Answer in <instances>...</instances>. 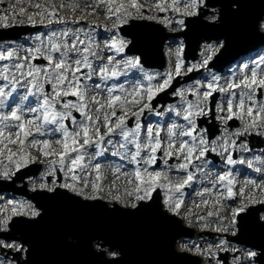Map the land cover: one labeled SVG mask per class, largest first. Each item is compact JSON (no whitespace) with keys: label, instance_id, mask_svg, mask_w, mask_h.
<instances>
[{"label":"snow or ice","instance_id":"6c2138e0","mask_svg":"<svg viewBox=\"0 0 264 264\" xmlns=\"http://www.w3.org/2000/svg\"><path fill=\"white\" fill-rule=\"evenodd\" d=\"M0 5V29L25 23L47 29L24 43L0 36V180L21 179L17 173L22 169L43 163L41 182L33 180L31 188L38 195L68 198L73 193L84 201L108 197L124 209L141 212L162 189L164 210L178 217L183 190L199 175L211 186L198 190L200 199L193 204L208 210L201 215L189 209L183 218L191 225L195 217L201 231L223 235L201 237L205 247L185 244L184 250L206 258L207 264H264V247L237 246L252 215L250 206L264 205V149L252 158H233L234 153L254 152L249 137L264 142V52L230 68L227 75L209 67L225 47L219 40L204 43L193 63H186L185 45L177 43L174 51L169 49L173 59L163 73L146 71L139 56L116 59L129 46L118 31L129 20L153 19L179 32L205 20L215 25L220 17L211 11L216 7L212 0H84L83 7L78 0H0ZM240 6L239 0L230 5L237 11ZM66 8L92 15L102 8L112 22L106 30L114 33L105 47L115 55L105 61L93 29L80 26L84 16L69 20L62 14ZM146 11L156 14L145 16ZM201 69L207 72L204 82L197 79L173 88L177 77ZM121 76L124 82L109 83ZM170 88L179 98L164 110L172 114L170 119L145 124L146 112L164 115L153 101ZM234 121L238 126L230 123ZM214 122L219 134L213 131ZM211 153L228 166L246 165L261 178L241 182L229 167L213 179L208 171ZM173 172L184 175L173 180ZM109 174L112 182L105 185ZM226 200L238 201V206L225 211ZM42 209L11 200L0 207V264H29L27 241L10 235L9 226L13 217L43 219ZM256 223L264 227V215Z\"/></svg>","mask_w":264,"mask_h":264},{"label":"water","instance_id":"95a60500","mask_svg":"<svg viewBox=\"0 0 264 264\" xmlns=\"http://www.w3.org/2000/svg\"><path fill=\"white\" fill-rule=\"evenodd\" d=\"M212 2L221 7L220 18L215 25L201 21L190 24L185 32L167 33L158 23L133 20L129 29L125 28L126 34L135 39L136 47L145 49L142 46L145 39L155 42L152 45L158 62L151 65L157 67L164 64L163 44L170 36H184L187 60L196 59L202 41L223 38L225 47L210 64L222 70L241 55L264 43V35L259 32V24L264 17V0H239V11L230 7L233 0ZM29 30L24 27L20 33ZM20 33L11 38H17ZM152 45L148 42L146 49H151ZM138 51L145 58L144 51ZM38 170L39 167L28 175L37 174ZM31 197L38 207L43 206V219L15 218L9 232L27 241V247L30 248L27 256L29 264H111L114 260L119 261L118 264L200 263V258L176 250L177 241L181 237H192L194 231L184 228L180 219L163 209L160 194L154 196L150 208L141 212L124 209L117 204L110 207L103 200L84 201L69 193L68 198L52 194L41 196L37 193ZM114 208L120 210L111 211ZM250 211L252 215L248 217V224L238 240L252 247H264V227L256 223V217L263 209L258 205L250 207ZM248 236L253 240L245 239ZM95 242L110 250L115 249L119 256L107 258L105 251L94 248Z\"/></svg>","mask_w":264,"mask_h":264},{"label":"rangeland","instance_id":"374dc122","mask_svg":"<svg viewBox=\"0 0 264 264\" xmlns=\"http://www.w3.org/2000/svg\"><path fill=\"white\" fill-rule=\"evenodd\" d=\"M12 0H5V3H11ZM41 2H43V0H41ZM57 2L59 3V0H57ZM66 3L70 2V0H65ZM78 2L80 3L81 7H83V3H84V0H78ZM90 2V0H89ZM25 3L27 4V0H25ZM3 8V5H0V9ZM34 10V9H33ZM212 12H214L215 14L218 15V11H219V7L216 6L214 9L211 10ZM62 14L68 18L69 20L71 19H76V18H79L81 17L82 15L84 16V19H82L81 21H86V22H90L92 24V27L93 29L96 28V30L100 31V32H96L95 36H97V39L96 40V44L98 45L99 49L100 50H103V54H104V57H105V61H106V58L107 56H109L110 54L108 53V49L105 47V44L107 41H110L112 36L114 35V33L112 31H108L106 29H111L112 28V25L111 26H106V24H104V17H106L105 12L104 10L101 8V9H98L97 11V14L95 15H92V14H88V13H82L81 11H75L73 13V11L69 8H66L64 10H62ZM153 14H156V13H153V12H145V16H148V15H153ZM159 16H164L165 13H158ZM170 15V14H169ZM139 19H143V18H139ZM144 19H147V18H144ZM148 20H153V19H148ZM155 22H157V20H153ZM206 22V20H205ZM111 23V21H110ZM264 24V19L261 21V24H260V31L264 33V27H261V25ZM23 25H28V24H23ZM163 25V24H162ZM164 26V25H163ZM57 27H60L59 25H57ZM168 31H171V32H179V31H175V30H170L169 28H166ZM39 31H47V29L43 28V27H40L37 28V30H34L32 33L26 35V36H22V33H20V35H18V39H16L19 43H24L26 40H28L32 35H34L35 33L39 32ZM100 33V34H99ZM125 40L129 41L131 43L132 39L129 37H125L124 38ZM183 42V39L182 37H174V38H170V40L165 44V49H164V53H165V58H166V67L163 69V70H159V69H156L154 68L153 70L154 71H150V72H156V71H159L161 73L167 71L170 67V64H169V61L172 60L173 58L170 57L169 55V49L171 48L173 51L175 50V47L177 45V43L179 42ZM208 41H204L202 42V45L204 43H206ZM210 42H215V41H212L210 40ZM220 42H222L220 40ZM129 43V45H130ZM223 43V42H222ZM202 45L200 47V50H199V54H200V51H201V48H202ZM261 52H264V46H262L261 48ZM133 54H136V53H133ZM135 57V56H133ZM250 57H256L255 55H252V54H249V56H246L244 57L243 59H239L235 65H238L240 64L241 62H244L246 60H248ZM200 58V55H198L197 59L195 61H187L186 63H193V62H196L198 61ZM229 65H227V67H229ZM232 66V65H231ZM231 66L227 69H224V74L223 75H227V73L229 72V69L231 68ZM212 69V68H211ZM146 71H149L148 69H145ZM227 70V71H226ZM212 71L215 72L214 69H212ZM134 73H135V70H134ZM194 73V72H193ZM197 73V74H196ZM190 74V73H189ZM196 74V77L192 80H197L199 79L201 82H204V77L207 76V72L204 70V69H201L200 71L198 72H195ZM222 75V74H221ZM123 77V76H121ZM119 77L118 80L116 81H110L109 83H113V82H124V80L126 78H124V80H122V78ZM131 78V77H129ZM183 81L184 84L181 86V87H187L188 85L191 84V82L188 83L187 80H185L184 77H182L180 79V82ZM174 98V96H173ZM189 99H193V97L189 96L188 97ZM164 102H158V105L156 106L158 108V110L160 112H163L164 115L163 116H160L162 117L165 121L169 120L170 117L172 116L171 113H167L165 112V108L169 107V106H172L174 104H177L178 101H179V98L177 97V100L173 101L172 103H168V99L167 97H165L164 99ZM147 113V112H146ZM143 118V117H142ZM153 123V124H157L158 122L156 121V115L153 114V113H147V115L145 116V124L147 123ZM239 124V123H238ZM238 124L236 126H238ZM51 127V126H50ZM213 131L216 132V134H219V131H218V128L216 126V123L214 122L213 124ZM249 141H250V137L248 138ZM262 143V144H261ZM250 144L254 145L253 147L255 148L254 149V152L252 153H237V158L238 159L241 155H243L244 157L246 158H252L254 155H259L261 150L264 149V142H262L260 140V138L258 137H253V141H250ZM15 147V146H13ZM234 158V157H233ZM112 159H115V158H109V160H112ZM209 160V165H208V171L210 173L213 174V179L215 178V174L216 173H219L220 171L223 172V171H226L229 167L228 165L224 164V165H221L220 167H214V165L212 164L213 162L208 158ZM105 162L102 163V166L104 165ZM170 163H172L170 161ZM42 166L41 168V171L40 173L37 175V177L33 178L34 176H31L29 178L26 177L25 173H22V176H23V180H19L17 179L16 182H12V181H3V180H0V195L2 196V198H0V207H5L7 206V201L11 200L13 201L11 198H8L6 197L5 194L7 193H11L13 195H17L15 194L14 192H11V191H5V190H8V189H13V188H17V186L21 187L25 184V182L27 183V191L28 193L30 194H34V192L31 191V188H32V182L33 180L36 181V183L38 184L40 181V177L44 174V171H45V165L43 163H38ZM239 166V169L242 168V170H239V171H233L234 174L237 175V179L239 181H243L244 179L246 178H254L250 173H249V169L247 168L246 165H240V164H237ZM259 166V165H257ZM105 171H109L108 168L105 167ZM254 173H256L254 170H252ZM184 174L183 173H175L173 172L171 174V178L173 180H178L180 179ZM258 175H261V174H257ZM21 177V176H19ZM49 180L52 179L51 177L48 178ZM112 175L109 174L108 175V178L104 181L105 185H108V184H111L112 182ZM256 179V178H255ZM120 183V182H118ZM210 187L211 185L208 184L206 181H204L199 175L197 176V180L195 182H193V184L190 186V188L193 190V194L192 196L190 197H186V199H184V205L181 209V212H182V215L181 216H178V218L181 219V223L187 227H193L195 230H196V235L191 238V239H187V240H182L180 241L177 246H176V249L177 251H185L184 248H185V244H187L188 247H191L193 243H198V244H201L202 247H205L206 244L204 242V240H201V237H204L205 240H209V239H214L217 235H223V234H216V233H212V232H209L208 231H201V228L198 226V224L196 223L195 221V217H192V224L190 225L188 220H185L183 218V213H187L189 211V209H191L193 212H199V214L201 215H204L206 213V211L208 209L206 208H203L202 206V209H196L194 204H193V201H199V197L196 195V192L198 190H200L201 188L203 187ZM239 187V184L237 185V188ZM26 188V187H25ZM217 189H219V185L217 186ZM217 189H214L213 191H217ZM63 190V189H62ZM161 190V193H162V200L164 199V190L160 189ZM63 192V191H62ZM73 194V193H71ZM74 195V194H73ZM257 195H259V193H257ZM21 199H23L24 201H27V202H32L31 199H28L27 196H24V195H19ZM81 198V197H80ZM107 203L108 206L112 207L114 201H112L111 199H109L108 197H105V199L103 200ZM13 203H17L13 201ZM33 205V203H32ZM120 205V204H119ZM224 205H225V211H230V206H238V201H233L230 203V202H227L225 201L224 202ZM34 206V205H33ZM122 206V205H121ZM261 215H264V212H261L259 214V216ZM29 218V217H28ZM231 238V237H230ZM245 239H248V240H253L251 237H247ZM97 246V245H96ZM237 246L239 247H248V248H252V246H248L247 245V242H241V240H238V243H237ZM111 251H107V256L108 257H113L112 255H110ZM188 253H191L193 254L192 252H189V251H186ZM194 255V254H193ZM116 257V256H115ZM200 257V256H199ZM201 258V264H207V261H206V258L204 257H200Z\"/></svg>","mask_w":264,"mask_h":264},{"label":"bare ground","instance_id":"6f19581e","mask_svg":"<svg viewBox=\"0 0 264 264\" xmlns=\"http://www.w3.org/2000/svg\"><path fill=\"white\" fill-rule=\"evenodd\" d=\"M218 7H219V5H217ZM221 12V7H219V13ZM1 32L2 31H0V36H3V37H5V38H9V39H11V37H13V33H6V34H1ZM126 32V31H125ZM130 38H132V43L129 45V50L131 51V52H135V53H137V54H141L138 50H143L144 51V59H145V61H144V63H145V65H149V66H151V67H156V66H153V65H151V63H157L158 62V58H157V56H156V53H155V47H154V45H152V44H154L155 42L154 41H151V40H148V39H145L144 41H143V43H142V46H144L145 47V49L144 48H141V47H136L135 45H134V41H135V39L133 38V37H130ZM148 42L152 45V48L151 49H146V47H147V45H148ZM223 51V50H222ZM142 55V54H141ZM148 61V62H147ZM178 84V86L179 87H181V82H178L177 83ZM104 162V160H102V162L101 163H103ZM37 177V176H36ZM35 178V177H34ZM261 178V177H260ZM17 179H15L14 178V180H12V182H15ZM19 180H22V177H21V179H19ZM25 185L27 186V184H24L23 186H21V187H19L18 189H16V188H13V189H8V191H11V192H14L15 194H17V195H13V194H11V193H7V194H5L6 195V197H8V198H11L13 201H17V202H19V201H24L23 199H21L20 198V196L19 195H24V196H27V198L28 199H31V197H30V193H28V191H27V189L25 188ZM57 197V196H56ZM0 198H2V196L0 195ZM31 204H32V202H31ZM34 207H38V206H34ZM18 218V217H17ZM14 220V219H13Z\"/></svg>","mask_w":264,"mask_h":264}]
</instances>
